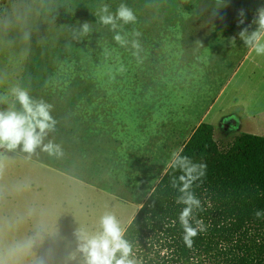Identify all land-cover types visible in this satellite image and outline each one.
I'll return each instance as SVG.
<instances>
[{
    "label": "rangeland",
    "instance_id": "obj_1",
    "mask_svg": "<svg viewBox=\"0 0 264 264\" xmlns=\"http://www.w3.org/2000/svg\"><path fill=\"white\" fill-rule=\"evenodd\" d=\"M251 3L0 0V98H5L0 110L10 105L22 110L11 94L16 86L51 104L57 123L43 143L51 140L61 152L0 148V264H82L76 229L96 231L105 212L125 228L130 223L183 142L154 101L170 94L142 91L143 83L168 79L189 84L193 92L192 83L182 79L192 82L199 75L207 84L230 79L221 94L226 111L220 123L239 119L236 124L247 128L235 127L228 136L218 131L216 138L227 145L242 131L254 133L251 124L254 134L264 136V56L239 36L242 28L257 27L256 11L247 9ZM105 4L112 14L126 5L136 20L117 19L113 30L100 22ZM240 10L246 15L241 25ZM117 32L125 46L113 39ZM223 34L232 40H223ZM128 79L129 90H122ZM147 93L151 104L142 101ZM206 99L200 98L198 109Z\"/></svg>",
    "mask_w": 264,
    "mask_h": 264
},
{
    "label": "trees",
    "instance_id": "obj_2",
    "mask_svg": "<svg viewBox=\"0 0 264 264\" xmlns=\"http://www.w3.org/2000/svg\"><path fill=\"white\" fill-rule=\"evenodd\" d=\"M181 154L206 165L191 189L206 231L186 247L179 222L185 205L176 203L180 193L171 186L182 173L168 167L126 226L138 264H264V215H255L264 213V136L241 132L221 145L214 125L203 121Z\"/></svg>",
    "mask_w": 264,
    "mask_h": 264
},
{
    "label": "clouds",
    "instance_id": "obj_3",
    "mask_svg": "<svg viewBox=\"0 0 264 264\" xmlns=\"http://www.w3.org/2000/svg\"><path fill=\"white\" fill-rule=\"evenodd\" d=\"M100 12L102 13L100 22L111 25L113 30L117 26V19L125 24L136 20L133 11L124 4L119 6L115 14L109 12V6L106 4L101 7ZM239 15L241 19L238 24H243L244 10H240ZM253 23L257 25L254 30L249 32L248 27L242 28L239 36L250 51L258 56H264V7L257 10ZM83 30L85 33L89 31L87 23L83 25ZM135 35L138 36L139 32ZM113 39L121 46L127 44L119 32ZM132 47L139 49L140 45L133 41ZM136 54V52L133 53V55ZM11 94L22 110H16L15 105H10L6 110H0V148L12 151L22 146L23 152L32 154L37 147H40L49 155L61 154L59 145L53 141L43 143L48 133L55 130L57 123L51 115L52 105L43 99H33L27 90L19 86L13 87ZM4 99L0 98V101ZM182 152L183 148L172 152L168 167L178 169L182 173L171 181V186L180 193L176 197V203L185 205L179 214V222L183 229L184 244L191 249L194 243L193 238L206 231L203 219H197L195 216L196 210H203L201 201L191 190L194 182L205 175L206 165L194 163L191 158L182 155ZM155 191L156 188L152 187L151 193ZM255 215L259 218L264 213L257 210ZM125 232L126 228L112 212H105L100 217L99 227L94 232L84 227L76 229L74 233L77 242L76 250L82 256V264H138L133 255L132 245L125 239ZM70 259H75V256H70Z\"/></svg>",
    "mask_w": 264,
    "mask_h": 264
},
{
    "label": "crops",
    "instance_id": "obj_4",
    "mask_svg": "<svg viewBox=\"0 0 264 264\" xmlns=\"http://www.w3.org/2000/svg\"><path fill=\"white\" fill-rule=\"evenodd\" d=\"M254 4H249L248 8H254L255 15L257 14V10L260 7H264V0H254ZM246 7V4L245 6ZM246 20V15H244ZM241 25V24H239ZM249 30V29H248ZM251 32V31H249ZM231 34H223L221 38L223 40L231 39ZM235 40V39H234ZM238 42L237 40H235ZM190 68V66H189ZM193 70V69H192ZM192 70H190L192 72ZM115 77L117 78L116 84L119 85L120 81V75L118 73L115 74ZM167 82H159L156 80L154 82L150 83H143L141 86L142 91H150V90H156L161 93L163 90L167 91L170 95L163 96L162 94L158 98H154L155 104L158 105L159 108H164L165 113L168 115V117H164V122L168 120V125H170L169 128L172 129H178L180 131V140H183L181 146L179 148H183L186 141L189 139L191 134L194 132L196 127L201 122H209L214 125L215 128V136H217L218 131H222L225 136H228V134L235 129V127H238L239 129L247 128L246 125L242 124H236L238 121L242 122V120L239 119H233L230 120L229 124L220 123V116L222 113H224L226 110L223 109L224 103L220 102L223 98L222 91L225 89V87L228 85L230 79L228 81H219L217 80L214 84H207L205 81L201 79V77L193 76V81L189 82L187 79H182V81H187L188 83H192V88L195 89V91L190 92V90L187 87H190L189 84H186V88L184 85L180 82L176 85H173L168 79ZM122 82V79H121ZM127 87L121 88L122 90H129V85H131V81L128 79ZM133 85H141L139 81L133 82ZM138 86H136L137 90ZM217 86V87H216ZM216 87V88H215ZM119 89V86H118ZM219 90L218 96L214 98L215 90ZM171 92H174L173 95H171ZM214 93V94H213ZM207 97L206 101H209L207 103H202L201 109L198 107L201 105L199 104L200 98ZM164 100H168L165 103H163ZM142 101L144 104L147 103V101H150L151 104V98L150 94L143 95ZM219 103V104H218ZM161 119V120H162ZM234 121V122H233ZM216 125H218L216 127ZM223 128V129H222ZM248 130H252V132L256 133L257 128L251 124L250 127H248ZM243 132V131H242ZM241 133V132H240ZM239 134V133H238ZM218 140V139H217Z\"/></svg>",
    "mask_w": 264,
    "mask_h": 264
}]
</instances>
